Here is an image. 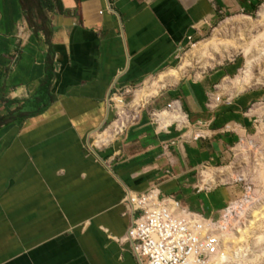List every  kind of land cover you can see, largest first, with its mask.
Listing matches in <instances>:
<instances>
[{
    "label": "crops",
    "instance_id": "1",
    "mask_svg": "<svg viewBox=\"0 0 264 264\" xmlns=\"http://www.w3.org/2000/svg\"><path fill=\"white\" fill-rule=\"evenodd\" d=\"M263 1L0 0V264H141L128 192L218 219L232 191L212 184L216 168L253 133L263 94L226 78L229 95L213 76L142 90L219 18ZM167 69L107 136L113 92Z\"/></svg>",
    "mask_w": 264,
    "mask_h": 264
},
{
    "label": "rangeland",
    "instance_id": "2",
    "mask_svg": "<svg viewBox=\"0 0 264 264\" xmlns=\"http://www.w3.org/2000/svg\"><path fill=\"white\" fill-rule=\"evenodd\" d=\"M170 69L173 71L169 72L165 79L159 78L151 89L142 90L145 95L150 90L153 94L157 89L165 87L169 79L173 83L180 78L201 80L209 76H213L215 86L225 84L227 78L233 80L237 92L256 89L263 94L261 100L254 104L257 107L254 113L256 123L253 133L233 148L230 160L226 164L216 168L217 178L213 179L212 184L231 188L230 201L233 204L249 202L245 205L244 215L233 217L230 223L233 231L227 236L225 251L220 249L219 253L225 259L224 263L264 264V1L252 15L238 13L219 18L198 42L181 52ZM168 70L145 82L113 92L111 98L120 97L123 103L116 104L117 98L111 102L113 113L102 130L113 121H118L104 132L107 136L113 140L125 124L136 115L134 109L130 108L134 92ZM225 85L229 89L227 90L229 95L231 93L237 95L233 93L229 81ZM139 97L135 110L147 103L150 98L146 102ZM149 106L151 105L147 104L144 108L147 109ZM101 133L100 135L104 134ZM247 196L248 200H244ZM240 237H243V240L238 241Z\"/></svg>",
    "mask_w": 264,
    "mask_h": 264
},
{
    "label": "built area",
    "instance_id": "3",
    "mask_svg": "<svg viewBox=\"0 0 264 264\" xmlns=\"http://www.w3.org/2000/svg\"><path fill=\"white\" fill-rule=\"evenodd\" d=\"M237 203L230 201L218 219L211 220L188 211L173 198L161 197L155 188L128 192L121 202L131 220L126 242L141 264H216L225 236L233 231V217L244 215L247 203Z\"/></svg>",
    "mask_w": 264,
    "mask_h": 264
},
{
    "label": "bare ground",
    "instance_id": "4",
    "mask_svg": "<svg viewBox=\"0 0 264 264\" xmlns=\"http://www.w3.org/2000/svg\"><path fill=\"white\" fill-rule=\"evenodd\" d=\"M117 103L119 104V105H122V102L118 99L117 100ZM247 204L249 203V202H246ZM237 204H239V203H234V204H232V205H237ZM247 211H248V209L246 210V213H247ZM231 234V232L230 233H228L226 236H225V239H224V242H223V244L221 245V247L219 248V250H218V252H217V255H216V264H222V263H224L225 262V259L223 258V257H221L222 256V254L221 255H219V253H220V249H221V251H225V245H226V240L228 239V235H230ZM242 236V235H241ZM227 237V238H226ZM241 241V240H243V237H240L239 239H238V241ZM227 254V253H226ZM224 255H225V253H224ZM229 261H230V259H229ZM229 263V262H228ZM224 264H226V263H224Z\"/></svg>",
    "mask_w": 264,
    "mask_h": 264
}]
</instances>
